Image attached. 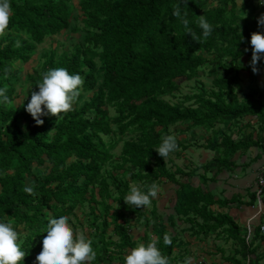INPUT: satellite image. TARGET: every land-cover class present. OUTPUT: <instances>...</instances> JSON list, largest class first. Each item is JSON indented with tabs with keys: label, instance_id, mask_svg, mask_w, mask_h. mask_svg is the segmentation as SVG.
Instances as JSON below:
<instances>
[{
	"label": "trees",
	"instance_id": "obj_1",
	"mask_svg": "<svg viewBox=\"0 0 264 264\" xmlns=\"http://www.w3.org/2000/svg\"><path fill=\"white\" fill-rule=\"evenodd\" d=\"M70 1L10 0L13 14L9 28L0 34V88L6 90L5 95L11 101H0V219L11 221L22 233L19 236L26 255L21 264H31L41 250L50 216L69 215L84 202L96 204V196L103 213L101 230L92 239L96 257L90 264L113 261L124 264L125 254L137 245L125 224L129 216L144 222L171 264L176 241L164 242L165 227L158 223L154 208L147 217L144 207L125 203L129 180L141 185L169 182L175 196L173 214L178 219L194 221L198 229L194 234L206 236L213 232L226 242H236L246 264H258L257 258H248L254 252L241 236L234 218L227 212L211 209L232 204L252 207L256 200L254 193L247 203L238 196L214 198L199 184L188 181L194 170L179 167L169 170L167 156L161 157L155 148L164 135L171 134L170 127L185 123V129L214 133L213 138L200 146L216 154L200 166L204 175L235 170V154L238 157L250 152L257 159L264 154V95L251 85L264 70V61L257 62L256 73L250 66V37L253 32L264 31V26L257 23V18L264 14V5L258 0H242L240 5L236 0H216L217 5L209 7L208 0H188L185 7L190 26L200 38L196 40L185 33L179 18L172 15L178 0H79L80 30L70 28ZM202 14L214 25L212 35L206 39L195 23ZM69 29L82 33V43L70 53L45 56L39 71L27 75V80L31 96V91L38 90L44 73L63 66L84 77L80 95L70 111L58 116L44 115L43 123L36 124L26 111L27 103L17 109L11 106L16 99L12 65L27 63L36 46L47 37ZM206 55L214 57L210 61ZM205 63H217L221 70L220 74L213 67L207 72L211 90L202 89L175 104L163 99L178 90L179 79L198 78ZM243 75L250 83L246 92ZM106 106L112 107L116 114L110 121L106 119ZM243 118L256 124L244 126L251 128L248 133H242L241 127L234 134L214 132L217 125L227 128ZM112 132L119 138L129 136L122 141L117 166L127 171L129 180L116 188L114 199L101 175L115 144L106 145L101 135ZM177 144L169 155H179L187 149L178 139ZM35 168H42L39 175L34 173ZM26 185L33 187V193L23 190ZM106 200L116 203L117 210L111 212L112 205ZM98 220V215L93 217V222ZM109 226L116 241L105 238ZM258 234L256 227L253 236ZM140 241L149 242V236L142 235ZM225 259L231 264H241L234 257Z\"/></svg>",
	"mask_w": 264,
	"mask_h": 264
},
{
	"label": "rangeland",
	"instance_id": "obj_2",
	"mask_svg": "<svg viewBox=\"0 0 264 264\" xmlns=\"http://www.w3.org/2000/svg\"><path fill=\"white\" fill-rule=\"evenodd\" d=\"M79 0L70 1L71 9V27L77 28L80 30L82 28L81 23V13L78 6ZM242 0H236V3L240 5ZM217 5L216 0H208L209 7H215ZM13 36H17L13 34ZM82 33L72 31V29L61 31L56 36L47 37L44 42L36 46L35 50L31 54V59L27 63L16 62L12 65V73L15 76L14 80V91L16 99L13 100L11 106L14 109H17L23 106L28 102L30 97V85L27 80V75L33 74L35 71H39L41 64L43 63L45 56L55 53L56 56H59L63 53H70L72 48L76 45L82 43ZM214 55H206L210 61ZM229 61L228 59H225ZM248 62V59H246ZM217 68L220 71L217 63H205L203 68L199 71V76L196 79L187 81L184 79H179L178 85L179 88L172 96L164 97L163 99L171 104L183 102L185 96H190L204 89L209 91L212 89L211 78L207 76V72L211 68ZM243 90L247 91V86L250 84L246 77L243 75ZM38 82V81H37ZM257 82V83H256ZM251 83L252 86H256L257 91L264 95V70H261L257 74V81ZM259 82V83H258ZM95 92V89L85 96V100L88 99L92 93ZM28 96V98H27ZM27 98V99H26ZM187 104V103H186ZM105 110L107 111V120H112L115 118L116 114L112 107L106 106ZM93 113L88 116H92ZM249 118L240 119L237 124L224 128L220 125H217L214 128V132H219L218 130H223L224 133L234 134L236 133V128L241 127L242 133H247L251 128H245L246 124H254L253 121H249ZM186 124H178L169 128L171 134L178 137L181 142L186 146V150L180 151L179 155L170 154L165 158L167 162V167L169 170H174L175 167H179L184 171L194 170L195 173L191 178H188L190 183L195 185H200L204 192L211 193L214 198L229 199L231 196L241 197L242 202L247 203L249 200L250 194L254 193L256 177L258 175L259 169L264 165V157L261 155L259 159L254 157L252 153H246L244 155L238 156L235 154L233 156L236 164L235 170L223 171L215 176L208 173L202 175V166L204 163L212 160L215 153L210 152L201 148V145H204L208 139L213 138L214 133L210 130H188L185 132ZM111 129L114 130V127L111 126ZM157 132L161 133V129L157 128ZM183 132L184 136L183 137ZM256 132V131H254ZM264 135V132L262 133ZM129 136L119 138L114 132L108 136L101 135V140L106 144L115 143L113 149L110 151L111 159L103 166L101 175L105 179L108 191L110 193L111 199L117 197L116 188L120 187L123 182H126L128 179V173L125 170L118 169L117 166L120 164V149L123 139H127ZM42 171V168H35L34 173L39 175ZM27 182H30L29 179ZM132 184H138L136 180H129V187ZM158 195L155 198H152L150 205L145 206L146 216L150 217L151 209L154 208V214L158 219V223L162 224L165 227V235H168L171 239L175 240V245L170 256L172 260L171 264H183V261L186 257L191 258L190 264H231L226 261V257H234L239 260L241 264H246L239 251V245L233 241H225L222 237H215V233L210 232L208 235L204 236L203 233L194 234L198 231L196 225L191 221H184L178 219L177 216L173 214L172 207L174 205V192L173 185L167 181L161 180L159 183ZM175 188V187H174ZM96 204L84 202L79 204L68 216L70 218V223L77 231H83L88 237L93 239L101 230V220H102V205L100 198L96 196ZM105 203L112 205L111 212L117 210L118 205L106 200ZM235 207V209H234ZM211 209L216 211L215 206H212ZM245 209H249L247 212L246 218L240 219V214L242 211L246 212ZM227 213L230 210H235L234 218L238 221L242 220L241 223V236H245L246 224L247 221L255 216V221L251 224V235L248 239L247 245L250 246V249L253 250V254L250 255V259L257 258L258 264H264V235H257L254 237V231L258 223L264 224V204L261 207L258 206V203L255 200V203L252 207L246 206H229L225 209ZM222 212V211H220ZM225 212V211H224ZM99 216L97 222H93L94 216ZM239 218V219H238ZM185 219V218H184ZM196 221L200 222L197 218ZM125 224L130 228L129 235L139 244L140 238L142 235L147 234L149 236V241L153 240L155 236L149 233V229L145 228L144 222L139 221L135 216L126 217ZM240 224V222H239ZM22 235V233H19ZM106 239H111L116 241L117 237L112 231V227L109 226L105 233ZM164 240V239H163ZM129 252V251H128ZM128 252L125 254L127 255ZM37 256V255H36ZM36 256L34 257L31 264H37ZM90 264V263H89ZM110 264H120L117 261H113Z\"/></svg>",
	"mask_w": 264,
	"mask_h": 264
},
{
	"label": "clouds",
	"instance_id": "obj_3",
	"mask_svg": "<svg viewBox=\"0 0 264 264\" xmlns=\"http://www.w3.org/2000/svg\"><path fill=\"white\" fill-rule=\"evenodd\" d=\"M264 5V0H258ZM188 0H178L172 9V15L179 18L186 34L193 39L196 37L191 21L188 19L186 7ZM13 8L10 0H0V34L9 28ZM202 30L201 36L206 39L212 35L214 25L202 14L195 22ZM258 26H264V14L257 18ZM240 39L243 37L240 35ZM252 58L250 66L254 73L259 71L258 61H264V31L251 34ZM248 49L246 48L245 51ZM84 77L79 72H70L66 67L60 66L49 69L43 74L38 83V90L31 91L30 99L25 105L26 111L31 114L36 124H42V116L59 115L70 111L78 99ZM5 89L0 88V101L11 102L5 95ZM28 98V96H27ZM26 98V99H27ZM43 106V107H42ZM178 147L177 138L173 134L162 137L161 143L155 150L161 157H166ZM159 184L152 182L150 185L132 184L127 195L123 198L127 205L145 207L151 204L152 198L157 197ZM26 193H33L32 186L26 185ZM164 242L170 244L171 238L165 235ZM158 241L140 242L131 248L124 258V264H170L169 258L162 254L157 246ZM26 252L24 251L17 229L11 221L0 219V264H21ZM96 257L93 240L83 231H77L67 214L50 216L47 220L46 231L42 238L41 250L37 253V264H89ZM191 258L186 257L183 264H190Z\"/></svg>",
	"mask_w": 264,
	"mask_h": 264
},
{
	"label": "built area",
	"instance_id": "obj_4",
	"mask_svg": "<svg viewBox=\"0 0 264 264\" xmlns=\"http://www.w3.org/2000/svg\"><path fill=\"white\" fill-rule=\"evenodd\" d=\"M254 195L256 198V202L258 206L261 207L264 204V165L260 167L258 175L256 177L255 188H254ZM255 216L251 217L246 224V232H245V242L248 243V239L251 235V220H253ZM259 229V235H264V224L258 223L257 226Z\"/></svg>",
	"mask_w": 264,
	"mask_h": 264
},
{
	"label": "crops",
	"instance_id": "obj_5",
	"mask_svg": "<svg viewBox=\"0 0 264 264\" xmlns=\"http://www.w3.org/2000/svg\"><path fill=\"white\" fill-rule=\"evenodd\" d=\"M185 128H186V127H185ZM236 130H237V128H236ZM186 131H188V129H185V132H186ZM241 131H242V130H241ZM244 133H245V132H244ZM247 133H248V132H247ZM262 135H263V134H262ZM263 136H264V135H263ZM183 137H185V136H184V132H183ZM177 139L179 140L178 137H177ZM180 142H181V141H180ZM182 143H183V142H182ZM183 145L186 146L184 143H183ZM210 152H211V151H210ZM262 157H264V154H263ZM263 161H264V160H263ZM204 164H205V163H204ZM207 174H208V173H207ZM202 175H204L203 170H202ZM225 199H226V198H225ZM234 205H235V204H232V205H229V206H234ZM229 206H228L227 208H229ZM215 208H216V210L219 211V212H220V211H222V212L225 211V212H226L225 209H227V208H220V209H219V208H217L216 206H215ZM234 209H235V207H234ZM212 210H214V209H212ZM245 210H246V212L242 211L240 214H238V215H240V219L243 218V217H244V218L247 217V214H248L247 211H248L249 209H245ZM234 212H236V211H235V210H230V211H229V215H231L233 218H234V216H236V214H234ZM238 219H239V218H238ZM254 219H255V218H254ZM254 219L250 221L251 224L253 223V221H255ZM234 220H235V222H236L239 226L241 225V223H243L242 220H240V221L238 220V221H237L235 218H234ZM239 222H240V224H239ZM241 226H242V225H241Z\"/></svg>",
	"mask_w": 264,
	"mask_h": 264
}]
</instances>
